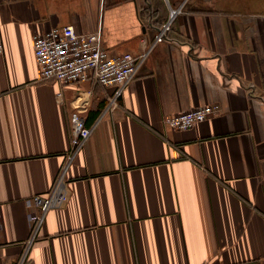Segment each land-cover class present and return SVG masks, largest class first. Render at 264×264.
Listing matches in <instances>:
<instances>
[{"label": "crops", "instance_id": "crops-1", "mask_svg": "<svg viewBox=\"0 0 264 264\" xmlns=\"http://www.w3.org/2000/svg\"><path fill=\"white\" fill-rule=\"evenodd\" d=\"M177 7L116 105L40 81L33 35L71 25L134 55ZM0 30V264H264V0H0ZM213 104L187 131L162 123ZM77 110L94 129L28 245L26 200L50 189Z\"/></svg>", "mask_w": 264, "mask_h": 264}, {"label": "built area", "instance_id": "built-area-1", "mask_svg": "<svg viewBox=\"0 0 264 264\" xmlns=\"http://www.w3.org/2000/svg\"><path fill=\"white\" fill-rule=\"evenodd\" d=\"M181 7L170 8L168 16L156 27L151 42L137 54L122 53L109 55L102 46L101 32L78 33L71 25L52 28L32 37L33 59H35L40 81L56 82L61 90L55 97L60 99L64 88L83 82H92L104 88L112 89L106 108L114 106L121 98L137 71L145 63L153 49L164 42L173 23L180 15ZM1 33V30H0ZM2 34H0V55L3 53ZM1 95V92H0ZM105 108V109H106ZM220 110L218 105H205L188 111L163 117L165 127L175 131H187L203 123ZM70 147L50 189L45 194L33 195L26 200L27 219L30 224V245L37 237L50 210L59 209L67 202V173L72 160L80 153L94 129L87 126L80 111L70 118ZM22 258L18 264H23Z\"/></svg>", "mask_w": 264, "mask_h": 264}]
</instances>
